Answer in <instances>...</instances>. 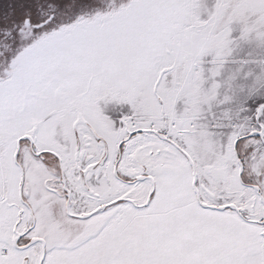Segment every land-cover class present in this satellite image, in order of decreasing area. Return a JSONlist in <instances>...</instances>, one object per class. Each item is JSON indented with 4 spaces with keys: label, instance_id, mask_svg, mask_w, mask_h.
Segmentation results:
<instances>
[{
    "label": "snow or ice",
    "instance_id": "6c2138e0",
    "mask_svg": "<svg viewBox=\"0 0 264 264\" xmlns=\"http://www.w3.org/2000/svg\"><path fill=\"white\" fill-rule=\"evenodd\" d=\"M0 264H264V0H0Z\"/></svg>",
    "mask_w": 264,
    "mask_h": 264
}]
</instances>
